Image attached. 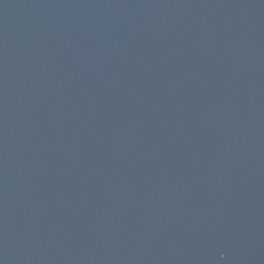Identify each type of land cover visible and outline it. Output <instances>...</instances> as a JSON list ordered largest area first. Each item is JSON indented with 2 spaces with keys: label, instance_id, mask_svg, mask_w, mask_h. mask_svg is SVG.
I'll list each match as a JSON object with an SVG mask.
<instances>
[{
  "label": "water",
  "instance_id": "obj_1",
  "mask_svg": "<svg viewBox=\"0 0 264 264\" xmlns=\"http://www.w3.org/2000/svg\"><path fill=\"white\" fill-rule=\"evenodd\" d=\"M0 264H264V0H0Z\"/></svg>",
  "mask_w": 264,
  "mask_h": 264
}]
</instances>
